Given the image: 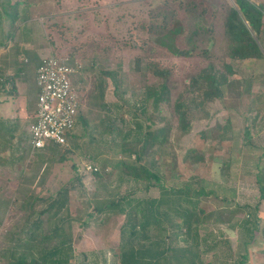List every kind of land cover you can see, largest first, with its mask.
<instances>
[{
	"label": "rangeland",
	"instance_id": "374dc122",
	"mask_svg": "<svg viewBox=\"0 0 264 264\" xmlns=\"http://www.w3.org/2000/svg\"><path fill=\"white\" fill-rule=\"evenodd\" d=\"M250 1L256 4L262 2L264 10V0ZM189 2L206 9L201 24L212 29L213 42L207 48L215 57H202L197 52L187 57L177 55L169 47L161 45L159 37L149 35V23L160 24V19L152 18L153 13L173 10L175 15L171 17L166 32L169 33L174 27H179L181 32L178 35L169 34L171 38L166 40L177 51L185 49L186 17L179 6ZM228 6H235L234 0H0V45L8 52L15 53L20 70L25 72L32 67L38 52L46 54L43 58L55 54L68 57L80 65L79 74L73 78L80 104L79 120L71 138L67 140V146L51 148L58 152L51 154L50 147L31 149L27 126L32 122L33 112L28 95H25L28 105L24 102L20 106V113L10 103L0 108V120L8 122L0 126V264L5 262L2 258L5 250L13 249L17 244L14 235L23 237L31 222L38 219L42 233L54 223L51 220L53 211L28 220L22 211L26 195L32 193L45 199L53 198L62 185L70 182H73V188L67 197V213L62 210L58 218L66 219L67 214L77 219L94 213V218L84 225L72 221L68 229L64 224L65 232L71 238L72 264H119L118 253L123 248L128 249V232L123 239L121 232L129 220V214L134 213L132 208L123 213L116 209L102 210L97 215L96 206L107 205L112 198L116 199L117 194L126 195V199H159L162 191L175 192L182 183H192L193 178L205 181V189H212L214 194L194 202L195 209L189 214L192 225L188 227L189 237L197 229L194 225L200 219L198 209L211 215L220 208L228 207L235 210L233 221H240L244 216L242 206H258L257 217L259 227H262L264 200L259 201L257 186L259 182L264 184L262 61L237 64L236 75L222 88L223 99H216L188 113L187 131L177 128L173 114V103L179 95L186 98L189 95L185 90L191 77L208 63L220 68L223 60L217 47L223 37L222 20ZM16 41H21L22 45ZM136 58L142 60L141 71L134 70ZM144 64L168 71L164 75L169 89L167 103L154 106L151 100L143 102L144 86L154 87L161 82L160 77L153 75L154 69H146ZM106 71L114 74L113 80L103 75ZM98 78L103 82L104 103H119L121 109L117 112L113 108L114 113L107 114L99 107L95 92ZM115 80L117 88L114 86ZM143 104L145 113L140 115L139 108ZM151 114L171 121L168 134L170 155L160 158L158 165L164 175L161 189L154 186L148 188L141 182L119 180L116 165L120 159L122 138L120 135L113 141L108 126V123L120 118L124 122L123 131H134V124L144 125V118ZM9 127L10 135L7 132ZM93 138H101L102 142L92 143L90 140ZM189 147L202 151L204 162L194 165L185 162L183 153ZM88 156L95 157L96 167L102 175L94 177L83 171V164L90 163ZM59 157H63V162L56 160ZM46 159L49 164L43 162ZM76 174L82 176L80 185L75 182ZM170 195V199L175 196L174 193ZM194 200L192 198L189 204L183 202L182 206L189 208ZM39 206V209H43L42 203ZM168 207L162 206L161 209L167 215L173 214ZM175 215L174 225L181 226L183 217L181 214ZM215 224L213 221L200 224L196 242L199 247L197 253L201 254H196L197 257L193 259L195 264H221L227 261L228 247L224 241L229 242V251H233L227 263L238 258V231ZM260 228L254 234V242L247 248L245 264H264V239ZM136 229L134 237L139 243L147 246L153 242L151 247L156 251L163 248H160L162 241L176 249L182 247L190 251L196 244L193 237L184 242L187 237L184 228L175 236L174 226L169 227L167 222L160 228L151 225L146 233L139 227ZM205 229L206 232L219 229L220 233L213 234L218 245L215 250L202 253L205 248L200 247L199 237H202ZM141 235H145L144 239ZM186 256L191 257L189 254Z\"/></svg>",
	"mask_w": 264,
	"mask_h": 264
},
{
	"label": "trees",
	"instance_id": "16d2710c",
	"mask_svg": "<svg viewBox=\"0 0 264 264\" xmlns=\"http://www.w3.org/2000/svg\"><path fill=\"white\" fill-rule=\"evenodd\" d=\"M234 4L235 6L227 7L225 16L222 20L223 37L217 47L220 59L223 60L220 63V68H216L213 63H208L204 69L189 79L185 90V93L189 94L188 97L186 98L184 97L185 95H179L177 100L173 103V114L177 120V128L180 131L185 132L189 128L188 113L191 112L192 109L197 107L201 109L204 105H207V103L216 99H223L222 88L228 84L231 77L236 75L237 64L239 65L243 62L253 60H264V45L260 38L264 16L262 6L250 0H234ZM179 7L183 10L186 17L184 20L185 33L183 38L185 49L177 51L172 46H169L168 40H166L171 38L169 34L178 35L181 32L179 27H174L169 33L166 32L167 26L171 23V17L175 15V11L173 10L156 11L153 13L152 18L160 19V24L150 22L147 26L149 27V35L159 37V43L169 47L174 54L187 57L197 52V54L202 57H215L212 56V52L207 48V45L213 42L212 29L201 24V22L203 23L206 9L192 2L187 3L185 6L180 5ZM142 65V60L136 58L134 61V70L141 71ZM144 66L146 69H154V71L152 70L153 75L160 77L161 82L158 85H154V87L144 86L145 93L143 102L151 100L154 106L159 103H167L169 101V89L164 75H167L168 71L158 70L154 66H151V64H144ZM104 74L107 75L110 80H113L114 74L112 72L106 71L103 72V75ZM97 85L98 88L95 92L97 93L96 99H98L99 107L107 114L114 113L113 108L116 112L120 110L121 105L117 102L114 105H106L104 103L103 82L99 78ZM117 85L115 80V88H117ZM144 105L145 104L139 108L140 115L145 113ZM136 120L137 118H135V121ZM144 120V125L142 123L134 124V131L130 129L123 131L122 127L124 122L120 118H116L108 123L111 129V139L114 141L116 137L120 135L122 138L119 146L120 159L116 165L119 169V180L122 182H141L145 183V186L148 188L154 186L161 189L163 188L164 175L158 165L160 158L170 155L168 134L171 121L165 117L159 118L153 114L144 118ZM82 122H84L83 119ZM3 123L8 124V122L0 120V126H2ZM10 129L9 127L7 132H9ZM72 133L67 136L66 142L71 138L70 136ZM10 134L11 132H9V135ZM90 141L92 143H101L102 139L93 138ZM53 146L61 149L60 146L52 143L46 144L44 148L50 147L51 154H54L59 150H51V148H54ZM56 160L63 162V157H59ZM87 160L96 167L94 156H88ZM183 160L194 165L204 162L205 155L202 151L189 147L184 150ZM43 162L46 164L50 163L48 159ZM72 168L76 171L74 165H72ZM96 168L97 170L95 172L90 173L94 177L102 175L98 167ZM76 176L75 182L80 185L82 176H78L77 174ZM192 180V183H190V181L182 183L181 187L175 192L170 190L166 193L161 190L162 196L159 199L143 200L132 197H130L131 199H126V195L119 196L117 194L115 197L116 199L113 200L114 198H112L107 205L95 207L97 215H99L102 210L112 211L116 209L119 213H123L125 210H131L132 208V211H134V213L129 214V220L122 228L121 239H123L126 232H128V249L123 248L118 253L117 257L119 264H195L193 259L197 257L196 254L198 256L201 254L199 252L197 253V249L199 248L196 242L198 238V228L202 222L209 221L215 222V225H223L228 229L237 230L239 233L238 258L232 259L231 263H227L230 262L228 260L231 258L233 251H229V242L224 241L225 245L228 247V257L227 261L225 260L221 264H245V258L247 256L245 253H247V248L254 242V234H256L260 228V220L257 217L258 206H254L253 208L248 205L242 206L244 216L240 221H233L235 210L229 209L228 207L220 208L211 215H207L202 209H198L197 212H199L200 219L198 223L194 225L197 229H194L192 237L196 244L192 247V251L182 247L176 249L171 244L163 243V241L160 243V248L163 247L161 251H156L151 247L154 244L153 242H150L147 246L141 245L138 239L134 237L137 230L136 227H139L140 230L146 233V229L151 225L160 228L164 222H167L169 227L174 226L173 230L175 231V236L178 235L179 230L181 231L184 228L187 236L184 242H187V239H191L192 237H189L190 229H188V227L192 226L189 214L195 209L194 202L214 194L212 189H205V181L199 178H193ZM72 186L73 182L62 185L53 198L47 197L45 199L44 197L36 196L32 193L26 195V200L22 203V211L27 219L30 220L46 211H53L51 220L54 221V223L50 224L47 231L42 233L40 231L41 222L36 219L28 225L23 237L16 236V238L14 235V240H16L17 244L14 245L13 249H6L3 253L2 258L5 259L4 264H72L71 238L69 234H66L64 224L68 226L69 222L77 221L79 225H84L94 218V213H87L77 219L67 214L65 215L66 219L58 218L62 210H66L67 213V197L69 190L73 188ZM257 186L259 201L262 202L264 200V184L259 182ZM171 193L175 195L173 199H170ZM192 198H195L196 201L194 200L192 202L191 207L186 208L182 206L183 202L185 204L191 203L190 200ZM47 201H49L48 204L45 203ZM124 201H126V203L123 206ZM41 203L43 209H39V204ZM168 205V210H171L173 214L167 215L162 211L161 207L164 206L167 208ZM235 208L240 209V207ZM137 210H139V212ZM175 214H181L183 217L184 223L181 226L174 225L173 221L176 218ZM69 228L70 226H68V229ZM207 228L209 229L208 226ZM206 230L207 229H205L202 237H199V244L202 245L200 247L205 248L202 253L211 252L215 246H218L214 241L213 234L214 232L220 233L218 232L219 229H216L214 232H206ZM260 231L264 239V223ZM133 237L134 239H132ZM141 237L144 239L145 235H141ZM187 254L191 255V257L186 256ZM216 261H218V259H216Z\"/></svg>",
	"mask_w": 264,
	"mask_h": 264
},
{
	"label": "built area",
	"instance_id": "2783aa9c",
	"mask_svg": "<svg viewBox=\"0 0 264 264\" xmlns=\"http://www.w3.org/2000/svg\"><path fill=\"white\" fill-rule=\"evenodd\" d=\"M80 72V65L65 56L51 54L40 60L36 69V108L33 121L27 126L32 150H42L52 143L67 146V136L75 129L80 104L73 78ZM86 173L97 168L90 163L82 167Z\"/></svg>",
	"mask_w": 264,
	"mask_h": 264
},
{
	"label": "crops",
	"instance_id": "0c3cea01",
	"mask_svg": "<svg viewBox=\"0 0 264 264\" xmlns=\"http://www.w3.org/2000/svg\"><path fill=\"white\" fill-rule=\"evenodd\" d=\"M260 3L257 4L263 6V3ZM262 23L263 27L260 33V38L264 45V16ZM16 42H19V44L22 45L21 41ZM45 55V53L38 52L35 56V62L33 66L23 72V70H20L19 66H17L15 53L8 52V50L2 48L0 45V108L5 105H9L10 103V105H15L14 107L18 108V112L20 113L22 111L20 106L24 105V102L26 105H28L25 96L28 95L33 112L32 118H34L38 93L35 84L36 69L40 63V60ZM257 61L261 62L262 60H256V62ZM263 61L262 64L264 63ZM260 75L261 73H259L258 76Z\"/></svg>",
	"mask_w": 264,
	"mask_h": 264
}]
</instances>
